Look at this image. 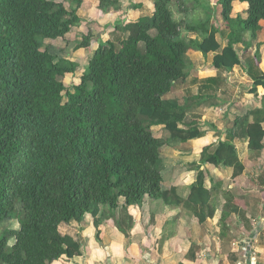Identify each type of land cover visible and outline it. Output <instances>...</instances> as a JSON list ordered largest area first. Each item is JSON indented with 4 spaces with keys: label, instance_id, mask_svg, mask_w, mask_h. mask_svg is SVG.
Here are the masks:
<instances>
[{
    "label": "trees",
    "instance_id": "16d2710c",
    "mask_svg": "<svg viewBox=\"0 0 264 264\" xmlns=\"http://www.w3.org/2000/svg\"><path fill=\"white\" fill-rule=\"evenodd\" d=\"M235 2L247 4L245 16L232 17ZM186 3L155 0L151 15L127 24L128 37L119 46L99 43L80 84L70 89L62 78L75 74L78 63L58 58L45 41L65 38L80 24L77 9L54 0H0V223H19L0 237V264H54L80 256V243L63 235L60 226L82 223L90 214L99 237L104 210L118 209L122 198L131 230L146 196L183 204L205 223L217 211L216 188L207 185L200 169L186 199L176 187L164 190L162 148L194 141L192 153L202 156V165L232 168L233 179L245 171L236 139L247 141L250 151L264 149V95L261 106L235 119L225 140L209 124L217 141L200 121L187 122L190 104L167 98L188 79V53L195 51L213 54L217 70L244 67L254 79L249 93L259 99L261 45L247 61L238 47L245 55L258 40L264 0H219L215 12L208 0H194L206 16L183 27L175 7L181 12ZM119 4L100 0L99 9L108 14ZM220 20L229 30L225 46L218 38ZM183 29L202 39H184ZM92 39L90 32L77 48L89 47ZM220 83L221 78H210L204 88ZM212 96L198 91L192 99L198 106ZM158 126L170 133L167 141L154 135ZM224 200L222 221L239 212L228 192Z\"/></svg>",
    "mask_w": 264,
    "mask_h": 264
},
{
    "label": "crops",
    "instance_id": "0c3cea01",
    "mask_svg": "<svg viewBox=\"0 0 264 264\" xmlns=\"http://www.w3.org/2000/svg\"><path fill=\"white\" fill-rule=\"evenodd\" d=\"M134 1L136 10L150 2ZM234 5L247 6L246 3L240 2H235ZM153 10L154 3L151 8L152 12ZM261 26L258 40L250 51L255 52L257 44L261 45V63L258 68L264 73V21ZM246 59L247 56H244L243 60ZM245 70L244 67L237 66L230 73L232 76L229 77L228 83L231 93L240 91L237 81L242 85L252 86L253 76ZM238 71H241L242 75H238ZM258 93L260 98L264 95V90L260 87ZM248 95L252 97H244L246 112L261 106V103L250 106L258 99L250 94L249 90L246 93V96ZM235 110L232 112L234 121L246 113L241 114ZM208 117L215 120L213 124L217 126L222 140H225L227 130L231 127H225L220 114L214 110L208 113ZM217 121L222 126H219ZM217 132L212 129L208 134L215 135L217 141L220 139ZM235 144L245 166L241 176L233 179L232 168H217L208 164L202 168L207 176V185L216 188L214 197L218 204L214 216L208 217L205 223H200L199 218L183 204L168 205L162 200L146 196L141 216L136 215L138 224L131 230L133 222L122 210V198L118 209L104 210V216L107 218L101 216L103 223L99 237L90 214L85 215L82 223L73 221L70 224H62L61 233L79 242L82 254L74 258L64 256L54 264H264V149L250 151L248 142L240 139H236ZM194 181L195 178H192L191 182L183 183L184 185H174L175 182L165 184L164 177L163 189L170 190L180 186L177 193L186 199L190 187L186 190L184 187L189 184L191 186ZM226 192L233 197V203L239 208V212L228 215L226 220L222 221Z\"/></svg>",
    "mask_w": 264,
    "mask_h": 264
},
{
    "label": "rangeland",
    "instance_id": "374dc122",
    "mask_svg": "<svg viewBox=\"0 0 264 264\" xmlns=\"http://www.w3.org/2000/svg\"><path fill=\"white\" fill-rule=\"evenodd\" d=\"M54 1L64 2L70 10L77 9L78 15L82 18V22L75 26L65 38L45 41V48L56 53L58 58H67L78 63L79 68L75 74H68L66 77L62 78L63 83L70 89L74 85L80 84L84 69L94 56L99 43L111 40L119 46V42L128 37V32L125 30L127 24L136 21L139 17L142 18L151 15L152 3L155 2V0H148L150 2L148 4L145 3L146 6L136 10L137 8L134 7V0L132 2L130 0H120L121 4H119V8H112L108 14H103L99 9L100 0H80L81 4L79 0ZM208 2L213 12L216 11L217 7L220 8L218 5L219 0H208ZM183 8L184 10L180 12L179 9L175 7L176 18L183 22V27L189 24H196L206 16V12L203 8L194 7V0H187L186 5L183 4ZM245 8L247 10L248 6L234 5L232 17L237 18L239 15L245 16ZM220 10L221 9H219V12ZM217 24L221 29L218 36L219 41L223 45H226L229 30L221 20L217 22ZM90 32L93 34L91 45L87 48H77V46L82 44L84 36H87ZM182 37L186 40L193 38L202 39L197 34L189 33L185 29L182 30ZM238 50L242 59L244 56H247L245 61L248 59L253 60L256 53L250 51L249 54L244 55L242 45L238 47ZM213 56V54H210L208 57H204L199 52L190 51L188 53L190 64L188 79L185 82H178L174 90L167 96L168 99L178 100L181 105L190 104L191 111L188 113L187 122L198 120L208 131H212L209 124L215 122L214 119L208 117V113L211 112V110L220 114L222 118L221 122L225 127L226 125L232 127L234 125L232 112L236 109L235 111L244 114L247 110L244 97H252L251 95L246 96L247 91L252 86L242 85L240 81L236 82L240 91L230 92V84L228 82L230 81L229 77L232 76L230 74L231 72L216 70L212 65ZM256 66L258 67V65ZM238 75H242V72L238 71ZM210 78H221V83L215 87L217 89L216 92L214 87L212 90H206V88H204L206 81ZM198 91L205 94L210 93L213 96L207 102L197 106L198 102L195 101L196 99H192V97L196 95ZM260 98L257 99L260 101ZM186 100L190 101V103ZM258 100L254 101L250 106L260 104ZM219 123L220 122H218V125L222 126V124ZM184 128H186V126H184ZM152 130L156 137L162 138L164 141L170 138V133L164 127L158 126L154 127ZM214 132H216L215 129ZM193 144L194 141H190L185 144H179L175 148H171L168 145L162 148L161 155L163 164L166 166L163 171V175L166 178L165 184L168 182H170V184L175 182L174 185H184L183 183L186 184L191 182L192 178L196 179L198 171L200 169L202 170L204 165L201 163L202 156L192 153ZM189 187L190 184L186 185L184 190ZM177 188H180V186ZM18 209L21 210V207L19 206ZM18 228L19 223L16 219H7L3 223H0V237L6 230ZM13 243L14 241H11V244Z\"/></svg>",
    "mask_w": 264,
    "mask_h": 264
},
{
    "label": "clouds",
    "instance_id": "9594fccd",
    "mask_svg": "<svg viewBox=\"0 0 264 264\" xmlns=\"http://www.w3.org/2000/svg\"><path fill=\"white\" fill-rule=\"evenodd\" d=\"M260 63H261V62H260ZM260 63H259V64H260ZM216 70H217V69H216ZM247 73H248V72H247ZM251 76H252V75H251ZM253 83H254V82H253ZM252 85H253V84H252ZM251 88H252V87H251ZM171 148H172V147H171Z\"/></svg>",
    "mask_w": 264,
    "mask_h": 264
}]
</instances>
